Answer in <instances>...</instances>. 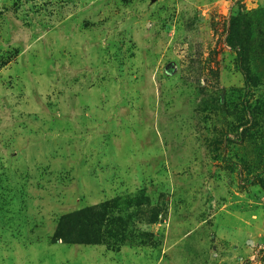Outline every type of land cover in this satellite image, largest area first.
Wrapping results in <instances>:
<instances>
[{"label":"rangeland","instance_id":"rangeland-1","mask_svg":"<svg viewBox=\"0 0 264 264\" xmlns=\"http://www.w3.org/2000/svg\"><path fill=\"white\" fill-rule=\"evenodd\" d=\"M0 264H264V0H0Z\"/></svg>","mask_w":264,"mask_h":264},{"label":"clouds","instance_id":"clouds-1","mask_svg":"<svg viewBox=\"0 0 264 264\" xmlns=\"http://www.w3.org/2000/svg\"><path fill=\"white\" fill-rule=\"evenodd\" d=\"M232 0H217V3L219 5V10L225 15L227 16L228 14V9L231 5ZM209 12V9L207 8V6H205L203 9H201V15L207 17Z\"/></svg>","mask_w":264,"mask_h":264}]
</instances>
